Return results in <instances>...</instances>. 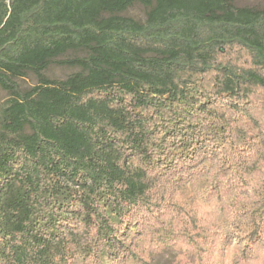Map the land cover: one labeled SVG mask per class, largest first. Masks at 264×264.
Returning a JSON list of instances; mask_svg holds the SVG:
<instances>
[{"label": "trees", "instance_id": "16d2710c", "mask_svg": "<svg viewBox=\"0 0 264 264\" xmlns=\"http://www.w3.org/2000/svg\"><path fill=\"white\" fill-rule=\"evenodd\" d=\"M0 87V264H264V7L0 0Z\"/></svg>", "mask_w": 264, "mask_h": 264}, {"label": "rangeland", "instance_id": "374dc122", "mask_svg": "<svg viewBox=\"0 0 264 264\" xmlns=\"http://www.w3.org/2000/svg\"><path fill=\"white\" fill-rule=\"evenodd\" d=\"M237 3L243 6L246 5V6L264 7V0H237ZM125 14L139 20H144L146 18V9L141 4H135L132 7H130L125 12ZM72 71H74V69H71L69 67H61L58 65H53L48 71V74L51 77L64 78ZM35 82H36L35 76H29L19 80V83L22 87H28L30 85H33ZM8 98H9L8 93L0 87V107L7 101ZM202 186H203V182H200L199 188H201ZM182 193L190 202H192L197 197L196 192H193V189L190 185H188L185 189H183ZM207 206L208 207L205 210L206 214H208L211 218L215 220L224 221L225 214L220 205L211 201L208 202ZM181 252L182 250H175V251H165L160 254H157L155 258V263L166 264L174 260Z\"/></svg>", "mask_w": 264, "mask_h": 264}]
</instances>
